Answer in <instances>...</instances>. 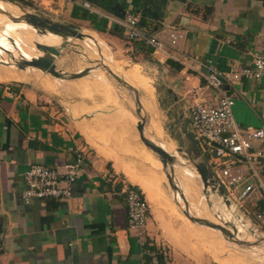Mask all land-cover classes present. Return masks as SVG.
Instances as JSON below:
<instances>
[{
  "label": "crops",
  "instance_id": "0c3cea01",
  "mask_svg": "<svg viewBox=\"0 0 264 264\" xmlns=\"http://www.w3.org/2000/svg\"><path fill=\"white\" fill-rule=\"evenodd\" d=\"M24 1L33 4L31 0ZM82 1L54 0L44 11L61 16V19H52L87 26L97 33L107 34L113 40L127 38L108 19L80 7ZM88 1L102 15L122 17L125 12L134 11L140 16V24L152 31L164 33L174 27L183 33L177 48L166 45L170 56L155 55L150 46L149 54L133 52L151 55L156 59L154 64L166 73L167 86L162 97L167 102L164 105L167 119L171 118L168 122L171 128L166 134L182 149L194 151L195 158L201 160L199 147L190 131L189 107L200 101L215 103L217 96L213 89L206 86L199 72L183 67L177 59L186 57L187 60L189 57L191 63L197 64V61L211 58L220 69H228L248 64L254 55L264 54L262 1ZM7 2L9 9L0 7V25L8 20L7 13L12 16L20 14L17 5ZM101 2L107 7L103 8ZM113 30L124 39L110 34ZM45 35L42 43L57 45L61 41L57 34L52 33L47 38ZM231 35L235 39L228 42L227 38ZM92 43L98 45L95 39ZM129 48L133 50L131 46ZM40 53L35 48L26 58ZM15 57L0 56V217L3 228L0 264H145L148 260L143 251L145 247L154 248L160 244L164 245L162 264H205L197 261L201 259L198 253H190L185 246L171 241L182 249L177 250L169 245L171 239L166 229L171 226L170 217L168 209L161 206L165 205L172 211L175 209L160 185L162 169L159 158L147 153L141 146L136 150L133 149L134 145H130L129 133L135 136L131 123L136 122L137 117L131 118L126 110V116L115 113L99 117L114 123V129L119 134H126L122 138L118 136L109 145L107 139L98 135L96 125H99V118H82L89 107L86 102L64 105V102L46 96L28 83H19L28 81L31 74L28 68L15 66ZM169 61L173 64L170 65ZM124 65L115 61L112 70L141 91L140 101L143 114L147 113L149 117L147 128L151 129V138L165 146L167 141L163 140L158 120L152 109L144 104L145 97L151 90L154 91L151 78L148 83L145 82L147 78L138 63ZM35 74L40 73L36 71ZM84 76L61 79L39 75L37 84L57 95L94 94L101 96L108 104L117 103V99L101 82L99 69H91ZM224 90L235 99L233 114L240 125L264 126V80L243 79L225 84ZM97 105L100 104H94L95 107ZM152 120H155L154 123ZM104 127L107 128V125ZM76 150L83 152L84 160L73 182L71 198L54 200L23 196L25 183L22 173L29 163L61 167L72 159ZM120 150L129 153L138 151L146 170L140 172L126 158L117 157ZM124 182L141 188L150 204L146 232L140 238L127 227ZM158 200H162L163 205ZM185 219L191 226L192 221L187 217ZM204 251L217 264H233L219 263L208 252V246Z\"/></svg>",
  "mask_w": 264,
  "mask_h": 264
},
{
  "label": "rangeland",
  "instance_id": "374dc122",
  "mask_svg": "<svg viewBox=\"0 0 264 264\" xmlns=\"http://www.w3.org/2000/svg\"><path fill=\"white\" fill-rule=\"evenodd\" d=\"M5 1L12 2L19 7L20 14L17 16L20 17L28 11L37 14H43L51 19L53 17L61 19L60 15H55L51 12L44 11L45 9L41 8L40 6L38 7L34 4L23 3L22 1L24 0ZM9 15H7L8 20L3 21V23L0 25V29L6 30L8 34L4 36L1 35L0 37H8L7 39H5L7 42L6 46L11 51H13V48H18L17 51L31 53L33 50L31 51L29 49V46L30 43L31 45L34 43L33 45L35 46L34 39L28 37V35L25 34L22 29L23 26L17 27L16 23L13 20L11 21ZM58 19L53 20L59 21ZM81 32L84 33L85 37L83 39L71 38L69 43L63 48L61 54L55 58L56 69L63 70L67 73H74L87 68L101 70L103 75L112 86V89L116 95L117 103L108 104L101 96L94 94L90 96L88 94L84 96L77 93L57 95L53 92L45 91L37 84L39 75H49L52 78L55 77H53L50 73L44 72L35 67H27L28 72L31 74V78L28 81L13 82L28 83L37 88L39 92L45 94L46 96L48 95L51 98L57 99L61 103L64 102V105H69L70 103L81 101L84 103L86 102L89 107L93 106L90 108L88 107L86 111L83 112L82 118H90V116H95V118L98 119L99 117H106L107 115L115 113H119L122 115L124 114L126 116L125 110L130 111L134 116L137 117L133 93L123 84H121L114 76H112L103 65L105 64V66L107 65L112 69V65L115 64V61L125 63L124 67H126L128 64L138 63L141 66L142 73L145 74V77L147 78V81L145 82L148 83V80L151 78V83L154 86V91L151 90L150 94L145 97L144 104L146 108L149 109L156 110L157 108L158 118L160 120H156H158L157 122L159 124V128L161 127L160 125H162V127L166 131L164 132L167 133L171 128L168 124L169 119L171 118L167 119L168 116L164 110V105L167 104V102H165V99L162 97L166 92L167 78L166 73L163 72L157 64H154L156 59L151 55L144 56L139 53H134V50H131V48H129V42L125 41L128 40L127 38L125 40H113L107 34H104L102 32L97 33L95 31H92V29L88 28L87 26H81ZM10 33L12 34L9 35ZM94 39L95 42L98 43V45H93L92 40ZM15 58L16 62L20 60V57L18 55ZM143 61L145 63H142ZM11 62L13 61L11 60ZM1 64L2 63H0V66H2ZM36 71L40 74L36 75ZM101 82L105 85L102 80ZM105 87L107 86L105 85ZM139 95H141L140 90ZM94 104L100 105H97L95 107ZM144 117V134L146 137L152 140L151 129L147 128V122L149 120L148 114L145 113ZM98 121L99 125H96L98 135H101L102 137L107 139L106 141L109 145H112L113 140L118 136L121 138L126 136L125 133L119 134L118 132H116L114 129L116 125L111 121H105V118H99ZM154 121L155 120H152L153 123ZM119 123H121V121H119ZM105 124L107 125V128L104 127ZM131 124L133 128V134L135 136H132L129 133V141L131 142V146L134 145L133 149L137 150L138 148H140L139 146H141L145 148L147 153H150L153 156L157 157V154L146 147L140 140L136 128V122L133 121ZM178 146L179 145L174 143V141L173 143L166 142L165 146H161L167 152L174 153V155L176 156V160L172 166L173 183L176 187H173L169 183L167 172H171L168 165L166 169H163V165L161 163V169L163 173L161 172L162 176L160 178L161 188H163L166 196L173 204L175 211H172L170 208L165 207L162 200H158L161 201L160 205H163L161 207L168 209L167 214L170 217L171 226L166 229L167 236L171 239L169 241V245L171 247H175L177 250L182 249L171 243V241L182 245L183 247L185 246V248H187L190 253H198L200 255L199 258L201 259L197 261H203V263L205 264H217L204 251L207 246L208 252L211 255H214L219 263L233 262V264H264V242H260L261 239H259V237H262V234H257L253 226L245 225L247 222L243 219L244 217L242 218L239 212H232L233 205L231 207L228 205H223L221 199L219 198L218 192H214L212 190H208L207 192L204 191L200 175L195 168L196 163L204 160L196 159L194 151H188L186 150V148L181 149V151H176V148ZM260 147L264 149V145H260ZM121 151L122 150L119 151L117 157L126 158L127 161L131 162L132 166L134 165L133 167H135V169L140 172H144L146 170L145 164L139 156L138 151L136 153ZM254 166L257 173L264 181V157L256 159L254 161ZM244 204L248 207H252L250 201H245ZM186 209L188 210L189 215L204 218L209 222L218 223L224 226L230 233H224L218 229L206 226L203 223L201 224L196 221H192V224L190 223L191 226H189L187 224V220L185 219V217H187L184 213ZM254 215L255 213L252 212L251 217L253 219ZM221 218H223V220ZM233 226L237 227V232H234ZM193 228L195 230H193ZM203 241L204 243H206V247H204ZM183 251L185 252V250ZM187 255L191 257L190 254Z\"/></svg>",
  "mask_w": 264,
  "mask_h": 264
},
{
  "label": "built area",
  "instance_id": "2783aa9c",
  "mask_svg": "<svg viewBox=\"0 0 264 264\" xmlns=\"http://www.w3.org/2000/svg\"><path fill=\"white\" fill-rule=\"evenodd\" d=\"M35 6L49 9L54 0H31ZM64 1V0H62ZM74 2V0H65ZM79 6L90 13L99 14L118 26L129 40L142 41L152 47L153 53L170 54L168 44L177 48L183 38L180 30L170 27L164 33L152 31L140 24V16L127 11L122 17L102 15L90 1L84 0ZM235 39L234 35L227 41ZM177 59L183 67L200 73L206 86L216 92L215 103L200 101L189 107L190 131L203 159L213 174L215 182L222 187L225 198L233 205L232 212L240 213L253 226L257 234H264V181L254 166L256 159L264 157V126L240 125L233 114L235 99L224 90L225 84L241 80H264V54H256L248 64L220 69L211 58L191 63L187 57ZM83 152L76 150L74 156L63 166H49L40 162L27 165L22 173L25 183L23 196L35 199L67 200L72 196L73 182L83 165ZM127 227L139 238L145 235L150 214V204L141 188L124 182ZM250 201L252 207L246 206ZM255 213L254 219L251 217ZM147 255L145 264H162L164 245L143 250Z\"/></svg>",
  "mask_w": 264,
  "mask_h": 264
},
{
  "label": "water",
  "instance_id": "95a60500",
  "mask_svg": "<svg viewBox=\"0 0 264 264\" xmlns=\"http://www.w3.org/2000/svg\"><path fill=\"white\" fill-rule=\"evenodd\" d=\"M261 1L264 5V0ZM9 17L11 18V20L15 22L20 20L25 21L28 25L33 27L38 33L41 34L53 33L61 37V41L57 45H50L35 41V46L37 50L41 51L42 53L30 58H24L20 56V60L17 62L15 61V64L19 69H25L27 67H35L44 72L50 73L55 78H61V79L79 78L86 75L91 70L87 68L74 73H67L64 72L63 70L56 69L55 58L61 54L63 48L69 43L70 39L71 38L83 39L85 37L84 33L81 32V27L79 25L69 22L55 21L49 17H46L43 14H37L28 11L25 14H23L21 17L12 16V15H9ZM103 66L106 67L107 71H109V73L112 76H114L121 84H123L133 93V98L136 105V115L138 119L136 121V128L139 134V138L146 147H148L150 150H152L154 153L157 154V157L159 158V160L163 165V169H166L168 165L171 172V173L167 172L169 183L173 187H176L175 184L173 183V177H172L173 174L172 166L176 160V156L174 155V153L167 152L163 147H161V145L155 143L154 141H152L151 139L145 136L144 134L145 117L143 114V108L140 101L139 90L131 86L125 79H123V77L120 74L113 71L109 66L107 65L105 66V64ZM181 149L182 147L179 144V146L176 148V151H181ZM195 168L200 175L204 191L207 192L208 190H212L214 192L215 191L218 192L219 198L221 199L223 205L230 206V201H228L225 198L222 187H220L215 182L213 174L210 171V169L207 167L206 163L204 161H200L195 164ZM184 213L191 221H196L201 224L203 223L206 226L213 227L224 233H230L224 226L218 223L209 222L204 218H199L189 215L187 209L184 211ZM221 219L223 220V218ZM233 230L234 232H237L236 231L237 227L233 226ZM2 233H3L2 217H0V247L2 246V238H1ZM259 239H261L260 242L264 241V234L262 235V237H259Z\"/></svg>",
  "mask_w": 264,
  "mask_h": 264
},
{
  "label": "bare ground",
  "instance_id": "6f19581e",
  "mask_svg": "<svg viewBox=\"0 0 264 264\" xmlns=\"http://www.w3.org/2000/svg\"><path fill=\"white\" fill-rule=\"evenodd\" d=\"M0 7L1 8H5V9H9L10 8V6H9V4H8V2L7 1H4V0H0ZM12 21V20H11ZM2 24V23H1ZM1 34H0V36L1 35H6V34H8V32L6 31V30H2L1 29V32H0ZM12 33H10L9 35H11ZM52 35V33H47L46 35L48 36V35ZM3 36L2 37H0V56H3V57H6V56H14L15 54H13V52L6 46V44H7V42H6V40L5 39H7L8 37L7 36H5L4 38H3ZM10 41V40H9ZM34 44V43H33ZM31 45L30 47L32 48V50H34L35 49V46L34 45ZM31 50V51H32ZM17 56V55H16ZM24 58H26V57H24ZM99 72H100V77H101V80L105 83V85L107 86V88L109 89V91L112 93V95H113V97H115L116 98V95H115V93H114V91H113V89H112V86H111V84L109 83V81L106 79V77L103 75V73L101 72V70H99ZM128 112V111H127ZM129 113V112H128ZM129 115H130V117L132 118V116H131V114L129 113ZM173 142V141H172ZM262 242H264V241H262Z\"/></svg>",
  "mask_w": 264,
  "mask_h": 264
},
{
  "label": "trees",
  "instance_id": "16d2710c",
  "mask_svg": "<svg viewBox=\"0 0 264 264\" xmlns=\"http://www.w3.org/2000/svg\"><path fill=\"white\" fill-rule=\"evenodd\" d=\"M18 1H22V0H18ZM22 2L25 3V4H31V3L26 2V1H22ZM101 4H102V2H101ZM102 6H103V8H106L107 7V5H105L104 3L102 4ZM110 34H112L114 36H117L119 38L124 39L122 37V35L119 32H117V31H114V30L113 31H110ZM125 41L126 42H129V44H130L129 46H131L133 48V50H135V51L144 52L145 54H149L151 52V48H149V46L147 47L143 43H140L138 41H128V40H125ZM29 49L32 50V48H29ZM21 57H25V56L22 55ZM169 64L172 65L173 63H171V61H169ZM177 68H179V67H177ZM156 110H157V108H156ZM156 110L152 109V112L155 114L156 118L158 120H160L158 118V110L157 111ZM128 112L131 114L132 118H135V116L130 111H128ZM160 126H161L160 127V130H161V133H162L163 140L164 141H167V142H172V140L164 132L162 125H160Z\"/></svg>",
  "mask_w": 264,
  "mask_h": 264
},
{
  "label": "flooded vegetation",
  "instance_id": "af4514ba",
  "mask_svg": "<svg viewBox=\"0 0 264 264\" xmlns=\"http://www.w3.org/2000/svg\"><path fill=\"white\" fill-rule=\"evenodd\" d=\"M15 22V21H14ZM16 23V25H17V27L18 26H23V31L25 32V34H27L28 35V37H30V38H33L34 39V41H38V42H42V39H43V37H44V35L45 34H41V33H38L36 30H34V28L33 27H31L30 25H28L25 21H23V20H20V21H16L15 22ZM26 27V28H25ZM28 28V29H27ZM30 35V36H29ZM45 37H47L46 35H45ZM31 41V40H30ZM30 46H31V43H30ZM30 46H29V48H30ZM18 50V48H13V54H15V55H18L19 57L20 56H25V57H27V56H30L31 55V53H27V52H22V51H17Z\"/></svg>",
  "mask_w": 264,
  "mask_h": 264
}]
</instances>
